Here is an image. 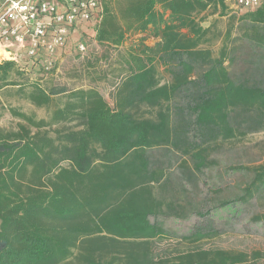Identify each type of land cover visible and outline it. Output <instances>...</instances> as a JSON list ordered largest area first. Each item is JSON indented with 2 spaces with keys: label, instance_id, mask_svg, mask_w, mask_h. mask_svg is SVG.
Instances as JSON below:
<instances>
[{
  "label": "trees",
  "instance_id": "16d2710c",
  "mask_svg": "<svg viewBox=\"0 0 264 264\" xmlns=\"http://www.w3.org/2000/svg\"><path fill=\"white\" fill-rule=\"evenodd\" d=\"M226 1L100 0L103 18L87 34L97 44L118 49L130 37H140L142 45L155 41L130 54L125 64L129 75L114 108L95 89L47 90L30 77L41 71L29 64H0V90L16 87L37 108H49L55 97L69 95L49 120L12 110L22 122L9 131L0 126V264H264L261 251L234 253L182 243L169 254L161 244L171 235L149 220L173 204L166 207L159 197L156 186L163 172L151 168L147 152L172 143L166 104L191 83L194 73L189 63H182L171 86L161 85L157 57L186 52L211 64L200 79L205 94L193 108L200 128L227 139L235 132L231 116L239 111L264 114V89L233 80L225 66L227 44L215 60L210 49H201L218 39L213 27L203 23L209 13L223 16ZM241 22L250 25L256 44L264 45V1ZM74 40L82 41L79 35ZM25 76L29 85L14 81ZM140 105L157 109L156 116H142ZM75 121L78 129L61 127ZM193 156L197 171L210 165L206 150ZM256 197L264 199V164L246 189L245 199ZM214 233L208 222L179 241L198 245Z\"/></svg>",
  "mask_w": 264,
  "mask_h": 264
},
{
  "label": "rangeland",
  "instance_id": "374dc122",
  "mask_svg": "<svg viewBox=\"0 0 264 264\" xmlns=\"http://www.w3.org/2000/svg\"><path fill=\"white\" fill-rule=\"evenodd\" d=\"M235 4L233 0L229 2L223 16L219 13L207 15L203 26H212L218 39L210 47L204 45L201 49H210L211 58L215 60L227 44L225 66L233 80L264 89V45L259 46L253 40L250 25L241 22L247 11H241ZM83 28L84 33L79 31L78 35L88 47L84 55L78 53L74 41L67 51L57 57L55 72L43 77L41 73H35L30 77L38 79V85L47 90L52 87L66 88L71 93L95 89L114 108L129 75L125 64L130 54L140 53L144 46H154L155 41L147 39L142 45L143 40L135 36L130 37L121 48L114 49L100 46L87 35L94 33L93 27L84 24ZM182 63H189L194 73L191 83L181 87L166 104L172 116V143L147 152L151 168L163 172L160 187L156 186L158 195L165 200L166 207L173 204V209L165 208L160 216L150 217L149 220L161 225L171 235L161 244L169 254L182 243L189 244V248L201 246L234 253L264 252V199H245L246 189L256 178V169L264 164V114L254 111L233 114L235 116H231L230 123L235 132L227 139L219 131L200 128L193 108L205 94L206 88L200 79L211 64L195 61L186 52L168 54L156 58V77L161 85L171 86L175 76L182 72ZM24 78L27 77H14V81L22 83V86L29 85L30 81ZM17 90L16 87L0 90V126L6 131L22 122L12 115V110L38 120H49L55 106L63 107L69 97L68 94L55 97L51 107L37 108L21 97ZM139 111L146 118H154L157 109L150 110L146 105H140ZM76 124V121L69 122L61 127L78 129ZM199 149L206 150L210 162L201 171L196 170L193 156ZM208 222L214 225L213 237L204 239L198 245L179 241ZM156 247L160 252V242L156 243Z\"/></svg>",
  "mask_w": 264,
  "mask_h": 264
},
{
  "label": "built area",
  "instance_id": "2783aa9c",
  "mask_svg": "<svg viewBox=\"0 0 264 264\" xmlns=\"http://www.w3.org/2000/svg\"><path fill=\"white\" fill-rule=\"evenodd\" d=\"M260 5L261 0L236 1L241 11ZM103 14L100 0H0V64H29L42 77L49 76L57 57L75 41L73 35L84 24L94 28ZM75 45L80 55L87 52L85 42L75 41Z\"/></svg>",
  "mask_w": 264,
  "mask_h": 264
},
{
  "label": "crops",
  "instance_id": "0c3cea01",
  "mask_svg": "<svg viewBox=\"0 0 264 264\" xmlns=\"http://www.w3.org/2000/svg\"><path fill=\"white\" fill-rule=\"evenodd\" d=\"M232 0H227L226 1V6H227V9H228V7H229V2H231ZM234 1V0H233ZM264 0H261V3L263 2ZM236 5V4H235ZM254 11V10H253ZM247 12H249V11H247ZM88 27V26H87ZM80 31H82V32H84L85 30H84V28L83 27H81V29H80ZM79 33H75L74 35H73V38L76 36V35H78ZM73 44V41H71V42H69V45L65 48V51H67L68 50V48ZM64 52V51H63Z\"/></svg>",
  "mask_w": 264,
  "mask_h": 264
}]
</instances>
